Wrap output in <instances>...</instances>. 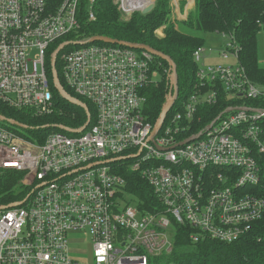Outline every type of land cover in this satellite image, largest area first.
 I'll list each match as a JSON object with an SVG mask.
<instances>
[{"label":"built area","instance_id":"obj_1","mask_svg":"<svg viewBox=\"0 0 264 264\" xmlns=\"http://www.w3.org/2000/svg\"><path fill=\"white\" fill-rule=\"evenodd\" d=\"M94 1H86L88 20L95 19ZM155 1L114 0L121 16ZM79 3L0 0V102L35 115L51 113L46 62L69 42L59 51L62 79L95 108L83 130L59 128L42 140L0 121V171L22 172L20 183L31 188L12 202L20 205L0 210V264H79L69 255L72 231H89L93 264H172L167 257L180 226L192 229L193 242L239 241L264 221L258 188L264 176L258 157L264 156V85L239 62L240 46L232 36L222 37L220 55L234 60L227 65L205 64L206 49L194 51L193 59L202 61L194 92L176 98L150 140L156 121L144 114L142 89L158 80L155 56L88 42L78 33ZM163 29L156 33L162 36ZM208 84L212 88L204 91ZM217 87L262 106L225 109L194 129L199 107L216 102ZM133 171L156 196L152 211L124 196V175Z\"/></svg>","mask_w":264,"mask_h":264},{"label":"trees","instance_id":"obj_2","mask_svg":"<svg viewBox=\"0 0 264 264\" xmlns=\"http://www.w3.org/2000/svg\"><path fill=\"white\" fill-rule=\"evenodd\" d=\"M86 1L80 0L79 3L78 33L85 38L107 36L116 40L145 44L168 55L176 65L178 101L186 99L194 92V86L197 83L196 72L200 63L193 59V53L205 45L203 37L187 32L185 28H195L219 37L232 36L241 48L239 62L245 67L249 78L257 84L264 85V67L258 60L257 43L259 32L264 33V0H194L193 8L197 12L196 17L191 16L192 8L186 12V18L179 20H174L171 16L172 10L168 0H156L153 10L149 13L134 12L129 20H121L118 5L114 0H95L93 4L95 19L88 20L85 11ZM185 3L186 0H180L181 9H184ZM161 26H164L162 36L155 33V30ZM222 42L224 43V40ZM63 51L58 54L55 62L60 83L71 96L87 106L92 122L95 115L93 104L77 96L62 79L60 55ZM154 59L157 65L155 67L159 71V79L142 89L145 97L144 114L152 122L158 119L168 98L171 81L169 64L157 56ZM46 73L53 94L51 113L35 115L30 109H13L0 102L2 116L25 125L26 134L36 136L39 140L44 139L52 131L60 130L59 125L76 129L84 125L87 120L84 108L63 99L54 87L50 57L46 62ZM210 87L211 85L208 84L204 87V91L209 90ZM216 89L218 95L216 102L199 107L197 115H200L201 119L194 123V129H201L229 106L246 105L256 108L260 106L261 102L257 99L230 100L222 87ZM261 125L264 139V118ZM258 157L260 162H264L263 155ZM124 176L127 180L125 190L133 196V202L140 210L152 211L156 196L146 180L137 171L129 172ZM22 177V172L0 171V205L20 201L30 193L31 188L20 183ZM258 188L264 196V176ZM190 233L192 229L188 226L175 229L174 246L172 253L167 257V262L172 264H264V221L257 222L239 241L231 244L211 240L193 242L189 237Z\"/></svg>","mask_w":264,"mask_h":264},{"label":"rangeland","instance_id":"obj_3","mask_svg":"<svg viewBox=\"0 0 264 264\" xmlns=\"http://www.w3.org/2000/svg\"><path fill=\"white\" fill-rule=\"evenodd\" d=\"M168 3L169 5L170 4L172 5L170 6L172 13H173V14L171 13V16L174 18V20H179V19L186 18V14H187L186 12L193 8L194 0H186L184 9H181L180 0H171L170 2L168 0ZM136 12H141V11H136ZM132 14L133 13L129 15L124 14V16H120V18L121 20H129ZM196 15H197V12L193 8V10L191 11L192 18H195ZM179 24L182 25L181 23ZM159 28L161 29V27ZM159 28L157 29L159 30ZM156 30H155V33H156ZM185 30L187 32L193 33L195 35H198L204 38V41H205L204 47L206 49L205 51L206 56L203 58L202 61L205 64L227 65V64L234 63V60L232 58L225 59L220 55V50L223 47L222 37H219L218 35L213 34V33H204L202 31L196 30L195 28H192V29L185 28ZM257 43H258V60H259V63L264 67V33L263 32H259L257 36ZM202 61L200 62L201 64H202ZM228 98H230V100L232 99L235 100L239 97H229L228 96ZM245 100H256V99H245ZM237 106L243 107V108L246 107L244 108L246 110H251V108H256V107H251V106H246V105H236V106H229L226 109H230V108L237 107ZM260 106H262L261 103H260ZM18 130L22 133H26L24 129L20 128ZM127 166H129V162L127 163ZM124 196L127 200H130L133 198V196H131L128 192H126ZM67 240H68V246H69V255L72 259L77 260L79 264H93L92 242H91V238H90V234L88 230L72 231L70 232V234H68Z\"/></svg>","mask_w":264,"mask_h":264},{"label":"water","instance_id":"obj_4","mask_svg":"<svg viewBox=\"0 0 264 264\" xmlns=\"http://www.w3.org/2000/svg\"><path fill=\"white\" fill-rule=\"evenodd\" d=\"M154 6H155V4H154V2H152L149 6L143 8L141 10V12L143 14L149 13L154 8ZM95 41L124 45V46L130 47V48H133V49H138V50H146L149 53H151L152 55L157 56V57L165 60L169 64L170 72H171L170 73V78H171L170 91H169V94H168V98H167L165 104L163 105V107L161 109L160 115H159L158 119L156 120V122L154 124V129H153L152 135L150 137V140H152L154 135H155V133L161 127L162 122H163L167 112L173 106L176 98L178 97L179 88H178V82H177L176 65H175L174 61L168 55H165L162 52H159V51L155 50L154 48H152V47H150L148 45H145V44H139V43H133V42H128V41L116 40V39H112V38L107 37V36H93V37H90L88 39V42H95ZM68 44H69V42H64L62 45L57 47V49L54 51L53 58L51 60L52 71H53V84H54V87L57 89L59 95L63 99L69 101L70 103L79 105V106L84 108V110L86 112V115H87V120H86V122L84 123V125L82 127L78 128V129H72V130L67 128V127H65V126L59 127V128L64 129V130H67V131L79 132V131L83 130L89 124V121H90L89 111L87 109V106L82 101H80L76 97L71 96L64 89V87L60 83V80H59L58 75H57V71L55 69V62H56L57 54L59 53V51L64 46H66ZM244 108H246V107H244ZM232 109L233 108H230V109H227V110H232ZM6 120H9L11 123H13L17 127H21V128H24V129L27 128L25 125L20 124V123H18L16 121H13L11 119H8V118H6V117H4V116H2L0 114V121H6ZM20 204H21L20 202H17V203H9V204H6V205H0V210H4V209L10 208V207H14V206H17V205H20Z\"/></svg>","mask_w":264,"mask_h":264},{"label":"bare ground","instance_id":"obj_5","mask_svg":"<svg viewBox=\"0 0 264 264\" xmlns=\"http://www.w3.org/2000/svg\"><path fill=\"white\" fill-rule=\"evenodd\" d=\"M137 4H139V2L137 1Z\"/></svg>","mask_w":264,"mask_h":264}]
</instances>
